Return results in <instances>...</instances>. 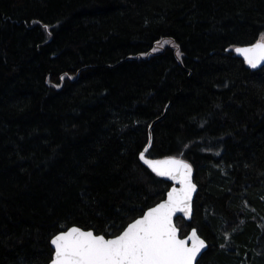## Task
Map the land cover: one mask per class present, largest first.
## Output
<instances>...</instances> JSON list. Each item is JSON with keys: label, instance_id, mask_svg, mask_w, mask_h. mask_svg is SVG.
I'll return each instance as SVG.
<instances>
[{"label": "trees", "instance_id": "obj_1", "mask_svg": "<svg viewBox=\"0 0 264 264\" xmlns=\"http://www.w3.org/2000/svg\"><path fill=\"white\" fill-rule=\"evenodd\" d=\"M261 33L264 0H0V264L164 199L150 136L193 165L197 264H264V66L235 53Z\"/></svg>", "mask_w": 264, "mask_h": 264}, {"label": "snow or ice", "instance_id": "obj_2", "mask_svg": "<svg viewBox=\"0 0 264 264\" xmlns=\"http://www.w3.org/2000/svg\"><path fill=\"white\" fill-rule=\"evenodd\" d=\"M235 52L252 68L264 63V33L255 43L236 47ZM147 151L145 148L139 153V160L156 176L167 177L180 187H172L166 200L148 208L119 234L106 236L78 226L59 231L50 240L54 248L50 264H196L207 247L205 241L195 228L181 239L173 222L178 212L189 218L192 215V194L196 190L192 166L176 157L147 159Z\"/></svg>", "mask_w": 264, "mask_h": 264}, {"label": "water", "instance_id": "obj_3", "mask_svg": "<svg viewBox=\"0 0 264 264\" xmlns=\"http://www.w3.org/2000/svg\"><path fill=\"white\" fill-rule=\"evenodd\" d=\"M251 45V44H250ZM244 46H249V45H244ZM244 46H238V47H244ZM236 53V52H235ZM239 57H241V58H243V56H241V55H239L238 53H236ZM244 59V58H243ZM247 64V63H246ZM248 65V64H247ZM264 66V63H261V64H259L256 68H252L251 66H249L248 65V67H250V68H252V69H260L261 67H263ZM151 144H152V136H150V141H149V143L147 144V146L145 147V148H148V150H149V148L151 147ZM144 148V149H145ZM144 151V150H143ZM146 155V158L147 159H153V160H156V159H164V158H167V157H162V158H151V157H148L147 156V153L145 154ZM169 157H175V156H169ZM176 158H178V157H176ZM178 159H181V158H178ZM184 160V159H183ZM186 161V160H185ZM187 163H189V164H191L190 162H188V161H186ZM147 166V165H146ZM191 166H192V181H193V183L196 185V190L193 192V194H192V201H191V205H192V215H191V217L189 218V217H186V216H184V214L183 213H181V212H178V213H176V215L173 217V222L175 223V225L177 226V228L179 229V237L181 238V239H184V238H186L187 236H189L190 234H191V231H192V229L193 228H195L196 230H197V234L200 236V238L201 239H203L204 241H205V243H206V245H207V247L205 248V249H203L202 250V252H201V254L197 257V262H198V260L200 259V257L202 256V254L208 249V247H209V244H208V241L204 238V237H202L201 236V234L199 233V231H198V229L196 228V227H193L191 230H190V232L186 235V236H182L181 235V229H180V227L178 226V224H177V218L178 217H183L184 219H186L187 221H190V220H192V217H193V213H194V200H195V197H196V195H197V193H198V191H199V186H198V184L196 183V181H195V178H194V168H193V165L191 164ZM148 167V166H147ZM150 169V168H149ZM162 178H164V179H166V180H168V181H170V182H172L173 184H172V186L170 187V189L167 191V193L169 192V191H171V189H172V187H177V188H179L180 187V185L178 184V183H176L175 181H173V180H171V179H169V178H167V177H162ZM167 193H166V196H165V198L164 199H162L160 202H162L163 200H166L167 199ZM160 202H158V203H160ZM157 203V204H158ZM156 205V204H155ZM154 205V206H155ZM154 206H152V207H154ZM148 210V209H147ZM146 210V211H147ZM145 211V212H146ZM140 217V216H139ZM138 217V218H139ZM137 219V218H136ZM131 223V222H130ZM74 226H76V225H74ZM79 227V226H78ZM80 228H82V227H80ZM83 230H93V229H84V228H82ZM94 231V230H93ZM95 232V231H94ZM96 233V232H95ZM96 234H98V233H96ZM189 243H191V242H189ZM53 247V246H52ZM54 249V248H53ZM197 262H196V264H197ZM50 264V263H49Z\"/></svg>", "mask_w": 264, "mask_h": 264}]
</instances>
